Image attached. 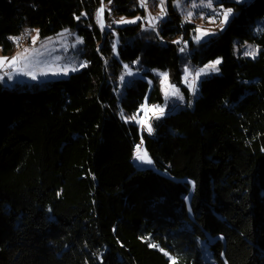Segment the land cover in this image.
I'll list each match as a JSON object with an SVG mask.
<instances>
[{
    "label": "trees",
    "instance_id": "trees-1",
    "mask_svg": "<svg viewBox=\"0 0 264 264\" xmlns=\"http://www.w3.org/2000/svg\"><path fill=\"white\" fill-rule=\"evenodd\" d=\"M216 5L233 16L194 43L173 0L154 30L138 0H0L4 55L24 30H67L86 61L51 84L0 81V264H264V0ZM216 60L190 107L184 65ZM124 64L151 82L117 94ZM156 71L185 104L142 133L131 117L163 103ZM138 141L145 168L132 162Z\"/></svg>",
    "mask_w": 264,
    "mask_h": 264
},
{
    "label": "rangeland",
    "instance_id": "rangeland-1",
    "mask_svg": "<svg viewBox=\"0 0 264 264\" xmlns=\"http://www.w3.org/2000/svg\"><path fill=\"white\" fill-rule=\"evenodd\" d=\"M236 2L249 3L252 0H235ZM140 7L147 4L144 7L145 16L143 17L144 27L154 30L161 22L166 19V4L167 0H138ZM217 0H173V6L177 13L182 16L185 22L195 26L194 34L192 35V41L194 43H201L208 40L211 37L217 35L226 23H221L223 19L222 11L226 10L217 6ZM163 7L164 12L161 13ZM103 5L98 8L96 12V22L101 30L105 27L104 22V8L101 19L97 18V13ZM105 9H108L105 7ZM153 9V11H151ZM233 16L228 18V21ZM139 18H134L131 21L137 22ZM227 21V22H228ZM133 23V22H130ZM196 29H200L197 32ZM207 33V34H203ZM199 36V39L197 37ZM13 50L11 53L4 55L0 50V59H4L6 62L0 65V81L4 86L12 89L14 84H51L54 81L63 80L68 78L70 74L80 72L86 66V61L82 57V38L76 32L63 31L56 36L46 39H39L37 30H24L21 36L12 38ZM116 43V40H115ZM186 45V44H185ZM235 53L238 55L239 47L235 46ZM115 50V46H114ZM251 52L257 54V49L251 45H243L240 48V55L242 57L253 58ZM180 54L183 56L184 51L180 50ZM15 58L16 63H8ZM215 61L207 63L205 66L194 67L191 64L184 65L182 73L181 86L185 87L191 93L190 107L193 104V100L197 95V87L201 80L211 77L218 73L211 69H206V66L214 63ZM219 65V64H218ZM217 65V68H218ZM13 67L12 72L2 74L1 71ZM123 71L118 81L117 94L121 89L134 78L144 79L151 82L149 77L137 72L128 65H123ZM201 69H206L199 76L196 75ZM158 79V85L162 94L163 103L161 105H147L144 103L139 111L133 115L137 118L134 122H137L141 129L149 133L146 127L141 121H146L150 124L153 118H156L154 111L162 109L163 113L158 117L166 114L168 109L175 108L176 106H183L185 104V97L181 92V88L171 84L167 79L164 80V72H154ZM192 87H189V85ZM132 116V117H133ZM151 125V124H150ZM137 162L148 164L137 159Z\"/></svg>",
    "mask_w": 264,
    "mask_h": 264
},
{
    "label": "snow or ice",
    "instance_id": "snow-or-ice-1",
    "mask_svg": "<svg viewBox=\"0 0 264 264\" xmlns=\"http://www.w3.org/2000/svg\"><path fill=\"white\" fill-rule=\"evenodd\" d=\"M161 3L163 4V0H161ZM231 9H226V10H223L222 11V16H223V19L221 20V23H227L228 21V18L229 16L231 15ZM164 12V9L163 7L161 8V13L163 14ZM102 13H103V8L100 9V11L97 13V18L98 19H101L102 17ZM120 23H129V22H135V21H125V20H121L119 21ZM197 32H200L201 30L200 29H196ZM203 34H207V33H203ZM12 39V38H10ZM197 39H199V36L197 37ZM177 43H179V41H177ZM251 55H255V52H251L250 53ZM6 61L4 59H0V65H3ZM220 60H216L214 63L212 64H209L206 66V69H211L213 71H218V68H217V65L220 64ZM8 63H11V64H14L16 63V60L15 58L8 62ZM206 69H201L200 72H197L196 75L199 76L202 72L206 71ZM163 78L164 80L167 79V74H163ZM189 87H192V85L190 84ZM149 111H154V115H156V117L158 118V115H161L163 113V110L162 109H156V110H149ZM137 117L136 116H133L131 117V119L135 120ZM141 123L146 127L147 131L149 133H151L152 131V128H151V125L150 124H147L146 121H141ZM136 159L138 160H141L143 162H146V163H151V160L149 159L148 155L146 152L143 151L142 147L141 146H137V149H136V156H135ZM153 247H156V245H151ZM167 255V253H165ZM171 264H176L175 260H172L171 261Z\"/></svg>",
    "mask_w": 264,
    "mask_h": 264
},
{
    "label": "built area",
    "instance_id": "built-area-1",
    "mask_svg": "<svg viewBox=\"0 0 264 264\" xmlns=\"http://www.w3.org/2000/svg\"><path fill=\"white\" fill-rule=\"evenodd\" d=\"M108 8L110 9L111 7V4L110 3H103V8L105 9ZM13 68H9V71H2L3 74H7V72H12ZM141 146L142 147V143L140 141H138L137 143L134 144V151H132V155H133V160H136L135 156H136V149H137V146Z\"/></svg>",
    "mask_w": 264,
    "mask_h": 264
},
{
    "label": "bare ground",
    "instance_id": "bare-ground-1",
    "mask_svg": "<svg viewBox=\"0 0 264 264\" xmlns=\"http://www.w3.org/2000/svg\"><path fill=\"white\" fill-rule=\"evenodd\" d=\"M142 1H144V0H142ZM146 6H147V4H144V5H143V8L146 7ZM151 11H153V9H152ZM2 71H9V69H5V70H2ZM2 71H1V73L3 74ZM7 73H10V72H7ZM141 131H142V133H147V132H145L143 129H141ZM132 151H134V146H133ZM132 162L134 163L135 166H138V167H140V168H145V167L150 166V163H148V164H144V163H141V162H140V163L137 162V159H136V160H133V155H132Z\"/></svg>",
    "mask_w": 264,
    "mask_h": 264
},
{
    "label": "crops",
    "instance_id": "crops-1",
    "mask_svg": "<svg viewBox=\"0 0 264 264\" xmlns=\"http://www.w3.org/2000/svg\"><path fill=\"white\" fill-rule=\"evenodd\" d=\"M13 68V67H12Z\"/></svg>",
    "mask_w": 264,
    "mask_h": 264
}]
</instances>
